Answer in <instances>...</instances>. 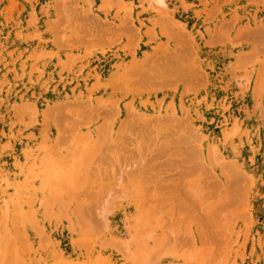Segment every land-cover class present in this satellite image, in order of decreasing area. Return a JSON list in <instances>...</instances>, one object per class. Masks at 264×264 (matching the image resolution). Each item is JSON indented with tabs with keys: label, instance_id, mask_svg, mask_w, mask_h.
<instances>
[{
	"label": "bare ground",
	"instance_id": "6f19581e",
	"mask_svg": "<svg viewBox=\"0 0 264 264\" xmlns=\"http://www.w3.org/2000/svg\"><path fill=\"white\" fill-rule=\"evenodd\" d=\"M0 264H264V0H0Z\"/></svg>",
	"mask_w": 264,
	"mask_h": 264
},
{
	"label": "rangeland",
	"instance_id": "374dc122",
	"mask_svg": "<svg viewBox=\"0 0 264 264\" xmlns=\"http://www.w3.org/2000/svg\"><path fill=\"white\" fill-rule=\"evenodd\" d=\"M19 6H20V7H24L22 3H19ZM28 11H29V12H28ZM25 12H27V14H28V13H31V14H28V15L31 16L32 18H34V17L36 16L35 12H34L32 9H27V11H25ZM19 15H20V14H18V17H19V18L17 19L18 22H20V21H21V22L25 21V18H24L25 16H23V15H20V16H19ZM27 18H28V17H27ZM29 18H30V17H29ZM29 18H28V19H29ZM32 18H31V19H32ZM29 20H30V19H29ZM21 22H20V24H21L20 27L22 28V27H23V24H22ZM26 24H27V21H26V23H24V25H26Z\"/></svg>",
	"mask_w": 264,
	"mask_h": 264
}]
</instances>
